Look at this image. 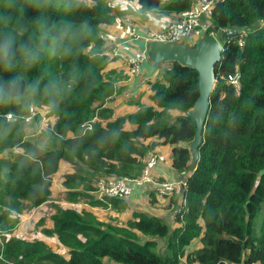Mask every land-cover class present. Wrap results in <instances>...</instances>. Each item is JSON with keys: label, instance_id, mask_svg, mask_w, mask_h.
Listing matches in <instances>:
<instances>
[{"label": "trees", "instance_id": "trees-1", "mask_svg": "<svg viewBox=\"0 0 264 264\" xmlns=\"http://www.w3.org/2000/svg\"><path fill=\"white\" fill-rule=\"evenodd\" d=\"M138 1L143 13L178 15L196 0ZM131 13L107 0H0V264H264V0H215L208 33L218 34L223 52L193 169V67L165 62L152 84L154 105L136 113L114 117L107 105L121 75L107 71L103 25ZM240 26L244 33L222 36ZM236 71L238 91L229 81ZM24 100L51 108L47 145L28 138ZM160 144L172 146V169L186 187L171 196L154 189L152 203L182 187L179 226L143 211L120 225L79 206L128 209V197L98 199V180L141 177ZM62 161L73 167L63 177L65 202L53 204V226L42 230L59 251L12 233L24 211L54 201Z\"/></svg>", "mask_w": 264, "mask_h": 264}, {"label": "crops", "instance_id": "crops-1", "mask_svg": "<svg viewBox=\"0 0 264 264\" xmlns=\"http://www.w3.org/2000/svg\"><path fill=\"white\" fill-rule=\"evenodd\" d=\"M107 1L114 6L119 5L122 10L131 7L134 13H131L124 18H118L113 24L103 25L102 36L106 40V53L110 58V63L108 65L107 71H113L114 73L121 75V77H119L115 82V95L112 97L110 102H107V105L114 110V117H118L124 116L129 113H136L145 105H154V101L152 99V84L158 78H161V66H164V64H156L148 59L143 62L138 74L130 75L127 72L126 57L135 50L145 49L148 45L146 36L149 34V32L162 31L170 22V20L175 18L177 15L172 13H163L161 10L143 13L140 10L141 6L138 0ZM257 25L263 27L264 21L258 22ZM132 28L136 29V33L140 35L139 38L132 37ZM149 141L150 140H148L147 142ZM155 151L164 154L167 158L165 163H162L155 168V179H158L160 181H163L165 179L176 181L180 180V175L176 174L171 166L172 146L160 144L156 146ZM59 171L62 173V176L60 178L54 177V181L56 180L60 182V193L64 197L66 189L61 185V181H63V177L65 174L73 172V167L70 163L62 161ZM57 175H59V172L57 173ZM154 189L155 188L151 185L148 187L135 186L133 194L127 200L129 208L126 210L116 211L115 209L112 210L111 208H94L86 203H83L82 205L80 204L79 206L92 211L98 216L100 220L105 222L113 221L114 223L124 225L132 217V213L134 211H143L152 215L155 214L167 217L170 224H172L174 227L179 226L180 224L176 223L175 221V214L180 208L177 206H181L183 204L182 192L184 189L182 190V187H180L174 196L167 198H161L155 194V196L158 198L155 204L152 203L151 198V192ZM54 193L55 192L53 190V194ZM55 195L56 194H54V196ZM30 214L20 219V226L17 225L18 228L16 226V229L14 230L12 235L25 237L28 239H33L36 236L39 239L45 240L48 244L51 240L58 245V240L56 237H48L42 231L45 227L52 228L53 222L51 221V223H49L46 220V222L48 223L39 225L38 222L42 218L38 216L32 221L31 219L33 217H31ZM37 214L38 213H36V215ZM142 238L145 240L147 237L142 236ZM159 241L160 244L165 245L164 241ZM62 247L60 246V249ZM60 251H62V249ZM106 263L114 264V262L110 263L107 260Z\"/></svg>", "mask_w": 264, "mask_h": 264}, {"label": "built area", "instance_id": "built-area-1", "mask_svg": "<svg viewBox=\"0 0 264 264\" xmlns=\"http://www.w3.org/2000/svg\"><path fill=\"white\" fill-rule=\"evenodd\" d=\"M215 0H196L193 6L187 10L180 12L175 18L171 19L167 26L162 31H150L146 36L147 41L161 40L171 43L195 44L207 32L212 25L211 19ZM128 20V19H127ZM129 21V20H128ZM227 29H224L225 32ZM210 34H217L211 32ZM131 35L134 38H139L140 35L136 33V29H131ZM243 39L239 40L242 46ZM148 46V45H147ZM117 53V52H116ZM150 59L145 49L133 51L126 57L127 72L130 75H135L140 72L144 61ZM240 74L238 71L234 75L229 76V81L236 87L237 91L240 88ZM42 115V120H46L44 113L37 110L33 105H29L27 109L19 116L23 123H31L36 120V116ZM8 120H16L13 113L6 115ZM39 118V116H38ZM167 160L166 156L158 151L150 152L147 159V165L143 175L138 178H114L103 177L98 180L96 197L101 200H106L108 197L126 198L130 197L135 186L152 185L157 189L161 195L171 196L178 185L186 187V180H164L158 181L154 178L152 170Z\"/></svg>", "mask_w": 264, "mask_h": 264}, {"label": "water", "instance_id": "water-1", "mask_svg": "<svg viewBox=\"0 0 264 264\" xmlns=\"http://www.w3.org/2000/svg\"><path fill=\"white\" fill-rule=\"evenodd\" d=\"M245 31V27L241 26L228 28L225 32L222 30V36L227 39ZM147 51L150 60L156 64L176 61L191 66L198 72L199 96L194 107L187 112L196 124L195 137L191 142L193 159L190 168L193 169L200 158L199 147L203 142V132L211 106V94L216 82V65L222 57L223 44L218 36L206 32L192 45L164 42L157 39L150 40Z\"/></svg>", "mask_w": 264, "mask_h": 264}, {"label": "rangeland", "instance_id": "rangeland-1", "mask_svg": "<svg viewBox=\"0 0 264 264\" xmlns=\"http://www.w3.org/2000/svg\"><path fill=\"white\" fill-rule=\"evenodd\" d=\"M217 36H218V34H217ZM219 37V36H218ZM165 62H163V63H161V65L162 64H164ZM169 64V63H168ZM24 105H27V106H25L24 107V111L27 109V107L29 106V105H33V106H37L38 108H40V109H37V110H39L40 112H42V113H44L45 114V116H46V120L44 119V120H42V115L41 114H39L38 116L40 117V118H38V116H36V120H34V121H32L31 123H28V124H25V126H26V132L28 133V138L29 139H33V140H35L36 142H39V143H42V144H45V145H47V138L44 136V133H45V131L46 130H48L49 129V127H50V124L51 123H53L54 122V120H55V117L54 116H52V115H50L49 113H50V111H51V108L50 107H44V106H39V105H37L36 103H34V102H32V101H25L24 100ZM35 106V107H36ZM174 114H177V112L176 111H174ZM18 151H23V149H19ZM59 172V175H55V177L56 178H60L61 176H62V173L60 172V171H58ZM57 172V173H58ZM62 183H63V181H61V185H62ZM59 184H60V182H58V181H54V179H53V185H52V189L54 190V194H56L55 196H54V201L53 202H51V203H49L48 205H43V206H41V207H39V208H37V209H33V210H30V211H24L20 216H19V223L17 224L18 226H20V219L22 218V217H25L26 215H29L30 213V216L31 217H33L31 220L33 221L34 219H36L38 216H40V218L42 217V216H46L48 219H47V221L49 222V223H51V214L53 213V204L55 203V202H62V203H64L65 202V197H63L62 196V194L60 193V186H59ZM59 189V190H58ZM33 211H35L36 213H38L37 215H36V213L35 212H33ZM16 215H14V217H15ZM48 222H46V223H48ZM39 223V222H38ZM18 226H17V228H18ZM49 244H50V246L53 248V249H55V250H61L60 249V244L58 243V245L56 244V243H54V241H49ZM109 261L110 263H113L114 261L113 260H111L110 258H106L105 259V261Z\"/></svg>", "mask_w": 264, "mask_h": 264}]
</instances>
